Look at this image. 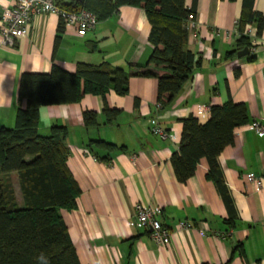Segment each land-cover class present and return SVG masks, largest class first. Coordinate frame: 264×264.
Here are the masks:
<instances>
[{
	"label": "crops",
	"instance_id": "obj_1",
	"mask_svg": "<svg viewBox=\"0 0 264 264\" xmlns=\"http://www.w3.org/2000/svg\"><path fill=\"white\" fill-rule=\"evenodd\" d=\"M87 1L95 2L83 4ZM184 5L196 22L187 28V48L200 62L170 107H157L156 79L130 77L124 96L109 90L104 101L84 94L75 103L39 108L40 135L48 136L52 126L67 128V167L80 194L75 209L60 215L80 264H264V137L245 128L253 121L264 124V27L260 36L255 24L248 27L249 54L239 57L235 25L242 0H184ZM10 6L11 0H0V12ZM253 10L264 19V0H253ZM58 23L56 15H37L26 36L11 46L0 35V128L15 125L21 74H46L53 65L74 73L78 63L128 72L152 51L145 13L135 7H119L84 36L64 28L55 46ZM229 101L247 111L246 124L234 129L232 143L217 157L232 213L208 179L205 159L185 184L176 180L170 162L181 120L192 116L203 124L211 106ZM104 106L118 112L110 124ZM198 107L204 111L197 113ZM87 111L96 115V125H84ZM151 119L169 139L152 133ZM96 140L114 148L97 146ZM248 174L261 179L260 188ZM13 178L18 184L17 174ZM136 204L160 208L157 219L171 231L168 246L156 245L147 230L135 226ZM181 222L190 227L181 228Z\"/></svg>",
	"mask_w": 264,
	"mask_h": 264
},
{
	"label": "trees",
	"instance_id": "obj_2",
	"mask_svg": "<svg viewBox=\"0 0 264 264\" xmlns=\"http://www.w3.org/2000/svg\"><path fill=\"white\" fill-rule=\"evenodd\" d=\"M55 1L69 11L84 9L97 20L121 6L143 10L150 27L148 41L152 51L144 64L130 65L128 72L106 63L98 66L78 63L74 73L53 65L46 74L20 75L15 125L0 128V264H80L60 215L62 209H75L80 194L67 167V128L52 126L48 136L40 135L39 108L75 103L84 94L98 95L104 101L109 90L124 96L130 77L156 79L157 104L160 108L170 107L200 62L187 48V16L191 12L185 8L184 0H114V3L95 0L83 5L77 0ZM252 24L260 36L264 19L253 10V0H242L236 23L237 47L241 50L251 47L246 31ZM63 29L59 19L55 46ZM23 101L25 108L21 109ZM103 111L106 124L112 123L118 113L106 106ZM246 122L244 104L231 101L211 106L203 124L192 116L182 119L179 147L170 158L174 176L182 184L194 175L200 160L205 159L209 167L207 177L216 185L230 213L233 206L221 180L217 157L232 143L234 129ZM83 123L96 125V115L84 112ZM92 143L114 148L101 140ZM13 173L17 174L21 204L11 180Z\"/></svg>",
	"mask_w": 264,
	"mask_h": 264
},
{
	"label": "built area",
	"instance_id": "obj_3",
	"mask_svg": "<svg viewBox=\"0 0 264 264\" xmlns=\"http://www.w3.org/2000/svg\"><path fill=\"white\" fill-rule=\"evenodd\" d=\"M53 14L62 21L64 28L73 29L77 35L84 36L88 31L95 28L98 23L97 17L81 9L79 11H69L57 5L55 0H11V6L4 8L0 12V35L2 42L6 45H14L17 40L24 38L27 34V27L32 19L37 15ZM237 23V21H236ZM195 17L192 13L187 16V28L194 27ZM236 27V25H235ZM251 31L247 30L246 35L250 36ZM160 108L159 105H157ZM204 108L198 107L197 113L203 112ZM152 133L161 140L170 138L169 133L163 130L155 119L150 120ZM248 131H252L260 137H264V124L253 121L245 126ZM247 180L256 187H261V179L252 174H248ZM161 213L160 208H149L142 204L134 207L135 226L147 230L152 241L158 246H168L170 244V228L164 226L157 216ZM181 228H188V223L181 222Z\"/></svg>",
	"mask_w": 264,
	"mask_h": 264
},
{
	"label": "rangeland",
	"instance_id": "obj_4",
	"mask_svg": "<svg viewBox=\"0 0 264 264\" xmlns=\"http://www.w3.org/2000/svg\"><path fill=\"white\" fill-rule=\"evenodd\" d=\"M11 180H12L13 185L15 186V195L17 196V201L19 204H21L22 199H21V194L19 192V185L17 184L14 178L13 179L11 178Z\"/></svg>",
	"mask_w": 264,
	"mask_h": 264
},
{
	"label": "water",
	"instance_id": "obj_5",
	"mask_svg": "<svg viewBox=\"0 0 264 264\" xmlns=\"http://www.w3.org/2000/svg\"><path fill=\"white\" fill-rule=\"evenodd\" d=\"M77 1L80 2L81 4H83V2H84V0H77ZM248 54H249L248 48H244L243 50L238 52V56L239 57L245 56V55H248Z\"/></svg>",
	"mask_w": 264,
	"mask_h": 264
}]
</instances>
